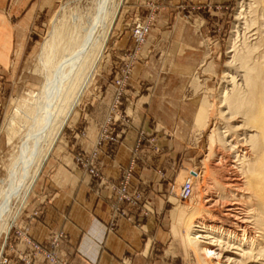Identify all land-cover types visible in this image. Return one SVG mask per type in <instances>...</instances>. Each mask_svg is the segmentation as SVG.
I'll return each mask as SVG.
<instances>
[{"label": "crops", "instance_id": "0c3cea01", "mask_svg": "<svg viewBox=\"0 0 264 264\" xmlns=\"http://www.w3.org/2000/svg\"><path fill=\"white\" fill-rule=\"evenodd\" d=\"M148 1L154 2L157 12L118 105L126 121L115 128L119 144L101 149L98 180L73 164L75 153L91 149L111 102L113 91L103 84L97 98L88 93L52 146L15 225L22 236L9 237L3 246L10 264H21L22 257L31 254L25 239L46 246L58 233L64 240L55 252L66 264H185V247L176 240L177 208L165 193L179 176L177 161L187 145L178 140L186 132L176 125L190 119L191 104L184 103L181 95L186 79L203 62L200 29L192 24L198 16L193 11L228 0H123L103 60L121 59L131 49V19L142 18ZM55 2L0 0V63ZM139 135L141 143L132 152ZM150 138L156 140L159 154L152 152ZM125 172L129 191L141 196L132 204H116L110 185L116 186ZM36 264L45 263L39 256Z\"/></svg>", "mask_w": 264, "mask_h": 264}, {"label": "bare ground", "instance_id": "6f19581e", "mask_svg": "<svg viewBox=\"0 0 264 264\" xmlns=\"http://www.w3.org/2000/svg\"><path fill=\"white\" fill-rule=\"evenodd\" d=\"M252 4L258 26L251 28L244 38L251 42L244 41L242 55L235 57L243 69L240 83L232 80L223 100L230 120L238 118L241 126L235 130L241 133L231 142L223 140L230 153L221 150L216 155V181L212 187L206 184L210 188L199 193L201 205L183 222L188 237L195 232L190 243L198 257L212 256L219 264L222 259L227 264H264V0ZM116 8L115 0H90L82 14L70 17L67 29L53 26L42 42L39 59L44 83L28 107L25 103L20 144L0 188V235L15 221L46 161L48 145L87 85Z\"/></svg>", "mask_w": 264, "mask_h": 264}, {"label": "rangeland", "instance_id": "374dc122", "mask_svg": "<svg viewBox=\"0 0 264 264\" xmlns=\"http://www.w3.org/2000/svg\"><path fill=\"white\" fill-rule=\"evenodd\" d=\"M253 1L254 0H228V2L222 6L206 5L204 8L194 9L193 11L196 12L198 16V22L196 21L192 24L200 29L203 62L201 66L192 71V74L186 79L187 83L181 95L184 103L189 102L191 104V109L189 110L190 119L178 122L176 125H179L182 130H185V137H181L178 140L187 142V145L185 146L186 149L184 148L185 151L182 152L181 159L179 162L177 161V168H179L177 169V172H179V176L169 187H167L165 193L166 197L173 200L174 206L177 208L176 213L178 218L175 225L178 228V234H176L177 239H175L178 242L180 241L185 247V249H182V258L185 264H219L215 257L209 256L202 260L198 257L196 247L190 243V239L195 232L188 237L183 227V222L190 216L189 212L192 213V211L196 210L201 205L199 193L205 192L204 190L210 188L209 186H206V184L212 187V184L216 181L213 169L218 158L216 155H218L221 150L222 152L230 153L224 148L225 144L223 143V140L231 142L234 135L241 133L238 130H235V128L241 126V124L237 122L238 118L234 117V119L230 120V117L227 115L228 112L226 108H224L223 100L229 95V91L232 89L231 84L233 82L235 84L240 83L243 69L239 67L238 59L235 57L242 55L244 51L242 44L245 41L244 38L250 36L249 31L251 28H256L258 26L255 13L256 7H253ZM89 2L90 0H56L47 15L39 19L38 22H36V25H34V28L24 36L20 37L17 43L14 44V50L11 52L7 61L0 63V188L4 187L8 173L7 169L20 144V137L24 129L23 121L25 120L24 115L26 113V107H28L33 101L34 96L40 91L41 86L44 83V72L42 71L41 59H39L42 42L46 39L53 26H59L62 29L65 27V29H67L70 24V17L76 14L79 15V12L82 14V12L88 7ZM122 2L123 0H115V4L118 8H116L117 11L113 23L119 14ZM144 6L146 7L147 12L142 15V18L135 21L131 19L130 22L129 38L132 43L131 49L124 53L121 56V59L105 61L103 60V55L105 49L109 46L108 38L113 23L111 24L104 43V48L100 53L98 61L91 69L90 79L82 90L81 96L77 99L71 115L65 121L57 138L65 132L69 125H71L70 123L74 113L85 101L89 92H92L93 97L97 98V89L103 84L109 85L112 90L113 80L117 77L116 72L120 68L124 56L129 52H135V60L133 61L132 68L137 63L138 54L143 45L149 39L153 15L157 12L154 11V9H156L154 2H145ZM75 10H77V12ZM185 12H187V10ZM188 12L190 13L191 11ZM136 24H148L149 27V32L143 45L139 47H136L131 38L132 27ZM247 41L250 43L251 39L250 42L248 39L245 43H247ZM231 51L233 52L229 53ZM129 79L122 90L123 95L119 104L124 96V90L129 84ZM232 80L234 81L232 82ZM112 100L113 96L111 102ZM25 103H27L26 107ZM110 104L107 106L106 114L108 113ZM121 116L123 115L121 114ZM196 116H198V118ZM123 118L125 119L124 116ZM115 128L116 126H114V132ZM71 132L76 133L74 129H72ZM114 134L116 135V132ZM223 136L226 137L224 138ZM56 139L48 145L47 154L50 153L52 146L57 141ZM154 142H156V140L153 141V147ZM180 151H183V149H180ZM88 152L83 153L87 154ZM83 153L74 154V165L76 154L81 155ZM153 153L159 154V150ZM97 163L99 165V162ZM205 169L207 172L210 171L207 173ZM78 170L83 174H86V172H83L80 168H78ZM40 171L33 182L34 185L41 173ZM189 172L195 173L194 178L192 179V196L190 197V200L180 201L178 199L180 186ZM205 176L206 178H210L211 176V178L206 179ZM33 184L31 186H34ZM194 184H196V187ZM30 192L23 201L22 206L16 212L13 224H11V226L0 235L1 255H3L2 250L7 239L13 236V231H10V229L13 225H17L19 218L22 215V211L26 206V202L28 201ZM231 254H235V251H231ZM225 256L230 259L233 258L229 253L225 254ZM220 264H227V262L225 259H222Z\"/></svg>", "mask_w": 264, "mask_h": 264}, {"label": "built area", "instance_id": "2783aa9c", "mask_svg": "<svg viewBox=\"0 0 264 264\" xmlns=\"http://www.w3.org/2000/svg\"><path fill=\"white\" fill-rule=\"evenodd\" d=\"M131 34L132 42L135 43L136 47L143 45V42L149 32L148 24H136L134 25ZM135 52L128 53L122 59V64L118 71L116 72L117 77L113 80L112 91L113 100L109 106L108 113L102 120L98 133L96 136V140L93 143L91 150L87 154H76L74 158L75 165L80 168L83 172L91 178L98 180L100 179V173L98 170V159L101 149L104 146H115L119 144V138L114 134V126L117 124L126 123L123 116H121L118 105L119 101L123 95V88L126 82L129 79V74L131 72L132 64L134 59ZM116 124V125H115ZM138 139L135 141L132 152L136 151L140 145V135L137 137ZM153 138L148 139V143L152 145V152H157L158 149L153 147ZM195 173L189 172L187 177L183 180L180 186V191L178 195V199L181 201L190 200L193 192V183L192 179L194 178ZM129 172H125L121 179L116 183V186L110 185V191L115 203H125L132 204L136 200L140 198L139 192H130L129 191ZM12 235L15 237L22 236L16 227L13 225L10 229ZM64 240L63 234H56L46 246L37 245L29 240L25 239V243L29 246L31 254L22 257L20 260L21 264H36V258L41 257L45 264H66V262L56 255L55 248L58 246L60 242ZM0 264H10L7 257L0 254Z\"/></svg>", "mask_w": 264, "mask_h": 264}]
</instances>
